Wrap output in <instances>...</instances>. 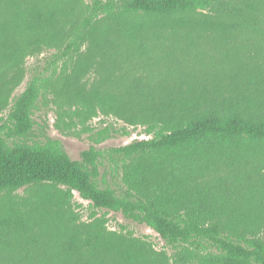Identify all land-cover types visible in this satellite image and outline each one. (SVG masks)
<instances>
[{"label":"trees","instance_id":"16d2710c","mask_svg":"<svg viewBox=\"0 0 264 264\" xmlns=\"http://www.w3.org/2000/svg\"><path fill=\"white\" fill-rule=\"evenodd\" d=\"M79 4L0 0V64L62 44L0 118V194L38 187L0 214V264H170L96 212L69 222L75 192L150 226L174 264H264V0H90L63 41ZM69 61L61 132L101 110L148 137L73 159L44 126L38 136V102ZM102 167L122 168L124 190L101 183Z\"/></svg>","mask_w":264,"mask_h":264},{"label":"rangeland","instance_id":"374dc122","mask_svg":"<svg viewBox=\"0 0 264 264\" xmlns=\"http://www.w3.org/2000/svg\"><path fill=\"white\" fill-rule=\"evenodd\" d=\"M89 2L90 0H80L77 14L70 18L68 22L63 23L61 35L63 41L72 25L81 19ZM20 40L22 45L28 46L27 42L36 40V36L30 35L26 37L23 34ZM49 44L29 47L23 53L14 56L12 61L0 64V118L7 115L13 98L24 90L34 66L45 62L62 45L61 42L55 39L50 40ZM70 64L71 62L69 61L63 65L59 72L51 75L49 88L38 102L34 112V118L37 122L35 132L38 136H41L40 126H44L45 133L52 138L61 140L62 145L73 159H80L81 152L88 149L91 145L109 148L127 144L135 139L148 137L143 125H131L122 118L114 114H107L101 110L95 116L85 120L84 125L78 123L75 128L68 131L70 133L61 132L56 126L59 113L64 109L69 110L75 107L73 102L60 92L64 75L69 70ZM92 81L93 78H90L87 84L88 87L91 86ZM84 126L91 128V131L86 130ZM104 128L108 129L109 136L97 141L96 132ZM99 179L102 184H108L118 192L125 188L122 168H119L118 172H110L109 169L102 167ZM37 188L36 185H30L14 193H1L0 214L14 208L17 203L20 205L28 197L33 196ZM94 212H96V217L106 218V227L112 234H118L131 240L136 248L148 249L152 255L163 257L164 261L162 262L174 264L172 258L173 250L166 245L165 241L154 229L145 223L126 218L121 212L95 209L88 200L81 198L77 192H75V197L65 213L69 222L79 224L92 221Z\"/></svg>","mask_w":264,"mask_h":264}]
</instances>
